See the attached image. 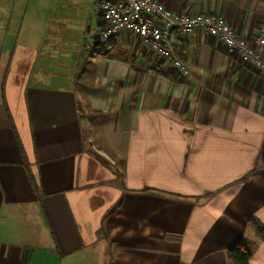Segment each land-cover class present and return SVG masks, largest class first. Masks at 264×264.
<instances>
[{
	"label": "crops",
	"instance_id": "0c3cea01",
	"mask_svg": "<svg viewBox=\"0 0 264 264\" xmlns=\"http://www.w3.org/2000/svg\"><path fill=\"white\" fill-rule=\"evenodd\" d=\"M250 44L264 0H158ZM90 0H0V264H264V71L217 36L168 59Z\"/></svg>",
	"mask_w": 264,
	"mask_h": 264
},
{
	"label": "built area",
	"instance_id": "2783aa9c",
	"mask_svg": "<svg viewBox=\"0 0 264 264\" xmlns=\"http://www.w3.org/2000/svg\"><path fill=\"white\" fill-rule=\"evenodd\" d=\"M102 12L103 41L122 29L140 37L142 45L155 55L168 59L183 75L187 66L177 57L182 39L196 31L217 36L228 53H237L264 71V24L258 29L255 43L250 44L217 14L187 15L167 8L158 0H90Z\"/></svg>",
	"mask_w": 264,
	"mask_h": 264
},
{
	"label": "trees",
	"instance_id": "16d2710c",
	"mask_svg": "<svg viewBox=\"0 0 264 264\" xmlns=\"http://www.w3.org/2000/svg\"><path fill=\"white\" fill-rule=\"evenodd\" d=\"M248 222L253 227L255 237L264 243V225L253 217H250ZM227 256L230 264H249L250 250L247 244L241 242L230 247L227 250Z\"/></svg>",
	"mask_w": 264,
	"mask_h": 264
},
{
	"label": "rangeland",
	"instance_id": "374dc122",
	"mask_svg": "<svg viewBox=\"0 0 264 264\" xmlns=\"http://www.w3.org/2000/svg\"><path fill=\"white\" fill-rule=\"evenodd\" d=\"M253 228V227H252Z\"/></svg>",
	"mask_w": 264,
	"mask_h": 264
}]
</instances>
